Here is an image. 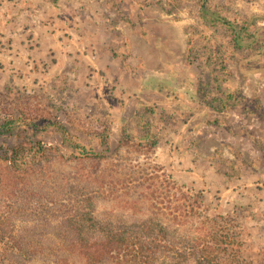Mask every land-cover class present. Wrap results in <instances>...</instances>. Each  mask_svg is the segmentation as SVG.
<instances>
[{"label":"rangeland","instance_id":"374dc122","mask_svg":"<svg viewBox=\"0 0 264 264\" xmlns=\"http://www.w3.org/2000/svg\"><path fill=\"white\" fill-rule=\"evenodd\" d=\"M200 2L0 0V123L37 130L47 148L60 142L40 129L48 120L89 144L108 127L115 163L172 182L168 196L201 193L239 259L264 264V0L210 2L259 29L241 47Z\"/></svg>","mask_w":264,"mask_h":264},{"label":"trees","instance_id":"16d2710c","mask_svg":"<svg viewBox=\"0 0 264 264\" xmlns=\"http://www.w3.org/2000/svg\"><path fill=\"white\" fill-rule=\"evenodd\" d=\"M200 1L204 22L229 29L235 45L258 42L259 29L243 32ZM139 115L137 126L152 127ZM18 128L0 123V139L22 141L0 145V264H244L222 217L198 210L201 193L168 196L172 182H146L115 163L121 148L110 150L108 127L89 144L48 120L40 129L60 140L50 148L37 130Z\"/></svg>","mask_w":264,"mask_h":264}]
</instances>
